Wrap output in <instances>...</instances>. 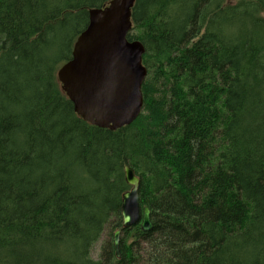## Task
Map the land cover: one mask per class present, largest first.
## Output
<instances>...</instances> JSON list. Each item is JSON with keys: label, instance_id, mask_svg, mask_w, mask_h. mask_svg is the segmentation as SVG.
<instances>
[{"label": "trees", "instance_id": "obj_1", "mask_svg": "<svg viewBox=\"0 0 264 264\" xmlns=\"http://www.w3.org/2000/svg\"><path fill=\"white\" fill-rule=\"evenodd\" d=\"M107 1L0 0V264H264V0H135L143 108L114 131L56 80ZM125 164L152 229L117 258Z\"/></svg>", "mask_w": 264, "mask_h": 264}, {"label": "water", "instance_id": "obj_2", "mask_svg": "<svg viewBox=\"0 0 264 264\" xmlns=\"http://www.w3.org/2000/svg\"><path fill=\"white\" fill-rule=\"evenodd\" d=\"M135 0H108L88 9V23L75 38L71 57L56 70L60 90L86 123L111 131L130 124L143 108L142 83L147 69L144 47L128 40ZM264 16V11H263ZM123 177L129 189L121 195V225L112 236L119 258L121 231L136 224L152 229L150 209L139 201L140 178L125 164Z\"/></svg>", "mask_w": 264, "mask_h": 264}, {"label": "rangeland", "instance_id": "obj_3", "mask_svg": "<svg viewBox=\"0 0 264 264\" xmlns=\"http://www.w3.org/2000/svg\"><path fill=\"white\" fill-rule=\"evenodd\" d=\"M237 1L239 0H225V3L226 4H234L236 3ZM263 11L264 9L262 10L261 14L263 15ZM59 85V88H60V84L58 83ZM108 230H105L102 235L100 236L99 240L94 244V246L92 247V250H91V256L94 258V259H97L99 256H100V252H101V246L104 242V240H107L109 239V234H108ZM122 236V234L120 235V237Z\"/></svg>", "mask_w": 264, "mask_h": 264}]
</instances>
